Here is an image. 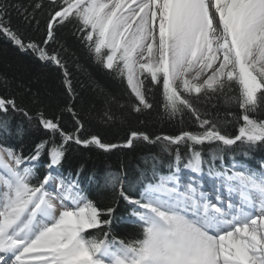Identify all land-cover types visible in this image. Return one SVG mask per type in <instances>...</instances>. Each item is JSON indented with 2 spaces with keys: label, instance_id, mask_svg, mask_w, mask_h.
I'll return each mask as SVG.
<instances>
[{
  "label": "snow or ice",
  "instance_id": "snow-or-ice-1",
  "mask_svg": "<svg viewBox=\"0 0 264 264\" xmlns=\"http://www.w3.org/2000/svg\"><path fill=\"white\" fill-rule=\"evenodd\" d=\"M8 8L0 0V32L21 51L32 50L41 61L57 66L70 97L75 93L68 68L61 53L47 45L54 41V23L74 19L97 60L126 80L138 101L134 111L153 107L144 88L150 77L162 84L166 116L182 119L190 112L203 131L155 138L130 133L123 147L131 148L134 140L162 142L164 150L174 154V164L169 165L174 171L157 183H147L139 199L127 194L123 174H108L106 183L135 206L132 215L142 229L139 239L125 242L109 237L115 208H98L82 194L76 179L58 172L69 141L105 151L121 145L104 143L97 136L81 140L63 132L58 118L38 113L43 128L58 133L62 143L49 149V171L37 183L32 182L34 167L22 165L36 161L46 142L27 158L0 147V264L13 259L14 264H264V170L234 165V170L217 173L228 192L239 197L238 202L230 197L226 205L219 195L214 202L195 176L183 186L179 176L185 157L183 167L202 174L198 146L264 144V120L252 115L264 111V0H62L41 44L26 42L13 30L6 19ZM24 13L28 21L31 13ZM234 84L243 124L232 137L202 116L194 101L223 95ZM66 110L76 116L70 105ZM9 112L32 119L14 97L0 96V113ZM76 123L79 131L83 125ZM7 126V120H0V128ZM104 228L109 231L100 237L84 235Z\"/></svg>",
  "mask_w": 264,
  "mask_h": 264
},
{
  "label": "trees",
  "instance_id": "trees-1",
  "mask_svg": "<svg viewBox=\"0 0 264 264\" xmlns=\"http://www.w3.org/2000/svg\"><path fill=\"white\" fill-rule=\"evenodd\" d=\"M9 5V17L13 30L18 31L27 41L41 44L47 32L51 14L62 6V0H3ZM39 3L40 8H35ZM24 9L31 13L25 20ZM54 41L47 45L49 50L61 53L70 73L74 98L70 97L64 84L63 72L54 64L41 61L32 50L21 51L5 34L0 32V96L14 97L18 106L32 116L28 120L22 113H0V120H7L6 129L0 128V145L10 147L25 158L35 154L42 142L46 147L32 165L37 183L48 173L49 149L62 143V137L53 134L40 124L38 113L48 119H57L60 128L68 134H76L81 140L97 136L104 143L121 147L105 151L96 145L84 146L69 141L64 145L65 158L58 170L66 177L77 180L81 192L100 209L114 207L112 225L109 229H90L84 233L88 237H100L109 231V237L125 242L139 239L142 229L131 218L135 208L119 196V191L106 183L109 173H121L128 195L139 199L141 188L148 181L157 182L161 175L174 171V154L165 151L162 142L148 143L134 140L131 148L122 145L130 133L142 132L150 137L175 136L183 131H203L195 117L185 112L183 118L170 119L163 109L162 84L145 80V94L153 107L134 111L138 103L126 80L112 70L106 69L95 54L90 51L85 40L86 33L74 19L53 24ZM105 50H102V52ZM147 76V73H145ZM238 86L233 85L223 95L211 99L201 97L194 101L202 116L218 124L229 136L239 134L242 126V110L236 102ZM231 98V99H229ZM71 106L74 117L67 111ZM264 120V111L252 114ZM79 120L83 125L77 131ZM202 150L204 168L220 169L234 161L247 163L252 169L264 166V144L249 145L238 141L232 146L205 144ZM186 149L181 146V154ZM186 157L181 162V167ZM107 217H102L105 219Z\"/></svg>",
  "mask_w": 264,
  "mask_h": 264
},
{
  "label": "bare ground",
  "instance_id": "bare-ground-1",
  "mask_svg": "<svg viewBox=\"0 0 264 264\" xmlns=\"http://www.w3.org/2000/svg\"><path fill=\"white\" fill-rule=\"evenodd\" d=\"M191 174V172H184L183 174H182V179H180V183H181V185L183 186V185H186V184H188L189 183V179H192L193 178V176H191L190 175ZM207 177H205V178H201V179H198V178H195V180H196V183H199L200 181H203V180H205ZM208 179V180H207ZM206 180H207V183H210V185L211 184H216L215 186H217L218 187V191H220L221 193H224V194H226L228 197L230 196L229 195V192H228V190L227 189H225V188H223L222 186V181H221V179H219V178H215L214 179V181H212L211 179H210V177H208ZM215 196H216V194H214V195H212L210 198L211 199H213V201L215 202ZM5 259H8V257L7 256H5ZM9 264H14V259H13V261H10L9 262Z\"/></svg>",
  "mask_w": 264,
  "mask_h": 264
},
{
  "label": "rangeland",
  "instance_id": "rangeland-1",
  "mask_svg": "<svg viewBox=\"0 0 264 264\" xmlns=\"http://www.w3.org/2000/svg\"><path fill=\"white\" fill-rule=\"evenodd\" d=\"M9 163H11V161H9ZM32 164H33V161H31V162H29V161H27V160H25V164L24 165H22V167L23 166H32ZM244 167L245 168H247V169H249L247 166H245L244 165ZM231 169L232 170H234L232 167H231ZM210 170H212V169H210ZM60 174V173H59ZM217 174V173H216ZM54 175H55V173H54ZM199 176L201 177V176H203V177H211V175L210 174H208V172L207 171H204L203 170V172H202V174H199ZM212 177H218L217 175L216 176H214V175H212ZM46 187H48V186H46ZM51 190V189H50ZM69 207H71V205H69ZM60 210V208H59V205H58V211Z\"/></svg>",
  "mask_w": 264,
  "mask_h": 264
}]
</instances>
